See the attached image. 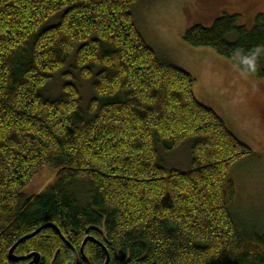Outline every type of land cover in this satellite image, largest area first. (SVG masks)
<instances>
[{
    "label": "trees",
    "instance_id": "1",
    "mask_svg": "<svg viewBox=\"0 0 264 264\" xmlns=\"http://www.w3.org/2000/svg\"><path fill=\"white\" fill-rule=\"evenodd\" d=\"M138 2L0 0V264H264V227L234 212L227 176L253 152L148 44ZM183 39L264 80V14ZM189 138V168H166L158 150ZM44 167L53 181L25 195Z\"/></svg>",
    "mask_w": 264,
    "mask_h": 264
},
{
    "label": "rangeland",
    "instance_id": "2",
    "mask_svg": "<svg viewBox=\"0 0 264 264\" xmlns=\"http://www.w3.org/2000/svg\"><path fill=\"white\" fill-rule=\"evenodd\" d=\"M138 27L159 56L184 69L194 78L199 102L212 108L230 130L253 152L228 171L235 185L233 209L252 228L264 227V80L238 69L210 47H194L184 39L193 25L209 27L224 13L239 15L250 28L264 14V0H141L135 6ZM78 81V82H77ZM83 108L91 96V81L77 79ZM63 80L57 77L46 88L56 96ZM193 139L172 151L158 150V159L168 169L185 171L190 166ZM55 171L44 167L23 188L25 195L38 194L53 181Z\"/></svg>",
    "mask_w": 264,
    "mask_h": 264
},
{
    "label": "water",
    "instance_id": "3",
    "mask_svg": "<svg viewBox=\"0 0 264 264\" xmlns=\"http://www.w3.org/2000/svg\"><path fill=\"white\" fill-rule=\"evenodd\" d=\"M81 250H82V247H81ZM32 255L34 256V259L32 260L31 263H37L39 261V255L36 253H33ZM8 257L12 261L17 260V258L13 254V248L10 249Z\"/></svg>",
    "mask_w": 264,
    "mask_h": 264
}]
</instances>
